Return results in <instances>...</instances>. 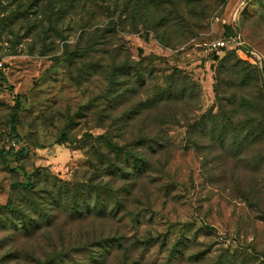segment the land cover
Returning <instances> with one entry per match:
<instances>
[{
  "label": "rangeland",
  "instance_id": "obj_1",
  "mask_svg": "<svg viewBox=\"0 0 264 264\" xmlns=\"http://www.w3.org/2000/svg\"><path fill=\"white\" fill-rule=\"evenodd\" d=\"M241 5L0 0V264H264V0ZM228 26L255 55L214 46Z\"/></svg>",
  "mask_w": 264,
  "mask_h": 264
},
{
  "label": "trees",
  "instance_id": "obj_2",
  "mask_svg": "<svg viewBox=\"0 0 264 264\" xmlns=\"http://www.w3.org/2000/svg\"><path fill=\"white\" fill-rule=\"evenodd\" d=\"M232 33V29L230 26L227 27L226 31H225V36H229ZM17 120V114H14L13 119H12V125L13 127H15V122ZM103 139H106V145L107 148L109 149V151H111L115 156L117 157H121V156H125L127 155L130 151H131V147H129L127 144H119L117 142H113L111 140H107L106 136H102ZM61 142L58 140L57 142H55L53 145L54 146H58L60 145ZM4 155V154H3ZM132 163L134 165V167L136 169H139L141 171L142 169V164L145 163V159L143 157H141L139 154L135 153L134 148H132ZM112 174L114 175H118V172L113 169L111 170ZM126 172H124L125 174ZM20 185H22L23 187L27 188V189H31L33 188L34 184L32 181H29L28 183H21ZM11 206V198L8 200V202L6 203V207H10ZM122 239L120 238H115L113 239V241H107L106 239L104 240V244L106 246H108L110 243L114 242V243H118L119 246L122 245L121 242Z\"/></svg>",
  "mask_w": 264,
  "mask_h": 264
},
{
  "label": "built area",
  "instance_id": "obj_3",
  "mask_svg": "<svg viewBox=\"0 0 264 264\" xmlns=\"http://www.w3.org/2000/svg\"><path fill=\"white\" fill-rule=\"evenodd\" d=\"M250 1L251 0H242L241 6L245 7L247 5V3H249ZM233 44L235 46H233ZM214 46L217 48H224V47L232 46L238 52H241L245 56H248L249 55L248 53H251V55H255L254 50L248 49V48H246V46H244V41L241 39V36L239 34H234V35L231 34V35L226 36L222 39H219L215 42ZM1 67H2V63L0 62V68Z\"/></svg>",
  "mask_w": 264,
  "mask_h": 264
}]
</instances>
